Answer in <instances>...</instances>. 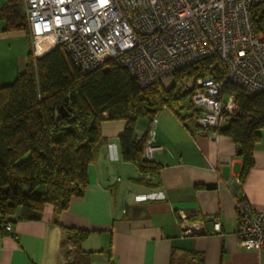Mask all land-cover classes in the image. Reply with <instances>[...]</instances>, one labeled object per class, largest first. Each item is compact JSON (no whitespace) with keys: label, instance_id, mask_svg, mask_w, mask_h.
I'll return each instance as SVG.
<instances>
[{"label":"crops","instance_id":"obj_1","mask_svg":"<svg viewBox=\"0 0 264 264\" xmlns=\"http://www.w3.org/2000/svg\"><path fill=\"white\" fill-rule=\"evenodd\" d=\"M6 2L0 0V12ZM21 31H6L0 19V49L23 40ZM187 115L158 107L151 160L161 169L150 182L122 160L126 121L106 119L85 194L61 213L51 205L42 211L18 206L13 232L0 235V264H198L199 256L203 264H264V250L241 246L236 235L240 199L264 210V129L255 165L241 183L233 139L192 132L181 121ZM148 129L147 120L139 121L138 137ZM78 231L88 234L80 240Z\"/></svg>","mask_w":264,"mask_h":264},{"label":"trees","instance_id":"obj_2","mask_svg":"<svg viewBox=\"0 0 264 264\" xmlns=\"http://www.w3.org/2000/svg\"><path fill=\"white\" fill-rule=\"evenodd\" d=\"M0 19L6 31L26 30L31 38L24 0H7ZM253 21L257 30L264 31V0L254 8ZM213 62L204 59L178 72L175 81L191 74H210L224 83L226 92L235 94L236 112L219 134L235 142L244 183L255 165L254 152L264 129V92L248 95L212 71ZM187 97L176 84L142 87L118 59L83 73L62 46L38 59L30 55L26 70L13 84L0 83L1 217L13 223L18 206L42 211L51 205L61 213L74 198L82 197L89 185V168L104 141L102 123L106 119L126 121L119 136L121 157L139 168L142 181L150 182L161 166L147 159L143 148L158 107L182 109ZM186 111L182 121L192 132L203 130L196 124L198 112ZM141 120L149 122V129L138 137ZM77 234L82 240L88 232ZM198 264H203L200 256Z\"/></svg>","mask_w":264,"mask_h":264},{"label":"built area","instance_id":"obj_3","mask_svg":"<svg viewBox=\"0 0 264 264\" xmlns=\"http://www.w3.org/2000/svg\"><path fill=\"white\" fill-rule=\"evenodd\" d=\"M24 1L32 37L53 35L83 73L118 59L142 87L176 84L188 96L182 109L198 112L197 126L212 138L235 114V94L210 74L176 82L178 72L211 58V70L227 82L248 95L264 92V31L253 21L260 0ZM153 137L152 125L143 148L149 160L157 149ZM236 209L239 244L264 250V210L253 209L245 199ZM215 231L221 232L218 220ZM12 232L13 223L0 215V235Z\"/></svg>","mask_w":264,"mask_h":264},{"label":"rangeland","instance_id":"obj_4","mask_svg":"<svg viewBox=\"0 0 264 264\" xmlns=\"http://www.w3.org/2000/svg\"><path fill=\"white\" fill-rule=\"evenodd\" d=\"M21 32H23L25 37L23 40H18L12 47L8 43L4 45V49H0V73L6 79L0 81L2 85H11L16 81L18 76L26 70L30 55L38 59L56 47L53 35L31 36L30 38L26 30Z\"/></svg>","mask_w":264,"mask_h":264},{"label":"bare ground","instance_id":"obj_5","mask_svg":"<svg viewBox=\"0 0 264 264\" xmlns=\"http://www.w3.org/2000/svg\"><path fill=\"white\" fill-rule=\"evenodd\" d=\"M123 160V159H122Z\"/></svg>","mask_w":264,"mask_h":264}]
</instances>
